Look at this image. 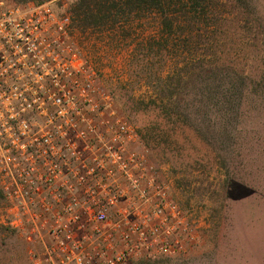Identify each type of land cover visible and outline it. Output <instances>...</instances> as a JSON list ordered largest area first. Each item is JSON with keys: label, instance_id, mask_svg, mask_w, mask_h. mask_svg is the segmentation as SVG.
I'll return each mask as SVG.
<instances>
[{"label": "built area", "instance_id": "1", "mask_svg": "<svg viewBox=\"0 0 264 264\" xmlns=\"http://www.w3.org/2000/svg\"><path fill=\"white\" fill-rule=\"evenodd\" d=\"M72 24L48 4L0 0L2 222L32 244V264L184 254L198 222L159 178L138 127L94 100L76 54L56 51L54 32Z\"/></svg>", "mask_w": 264, "mask_h": 264}, {"label": "rangeland", "instance_id": "2", "mask_svg": "<svg viewBox=\"0 0 264 264\" xmlns=\"http://www.w3.org/2000/svg\"><path fill=\"white\" fill-rule=\"evenodd\" d=\"M76 1L41 5H50L60 22L72 16ZM259 1L246 0V13L227 8L212 36L190 43L153 41L163 34L147 17L107 32H83L75 23L67 33L54 32L56 51L76 54L85 65L82 81L95 89L94 100L111 102L117 116L138 127L159 178L199 225L198 242L188 252L124 264H264L262 135L256 119L246 116V102L255 91L264 92V32L255 21L264 17ZM241 93L248 99L239 101ZM4 203L0 193V264H32V244L2 222Z\"/></svg>", "mask_w": 264, "mask_h": 264}, {"label": "trees", "instance_id": "3", "mask_svg": "<svg viewBox=\"0 0 264 264\" xmlns=\"http://www.w3.org/2000/svg\"><path fill=\"white\" fill-rule=\"evenodd\" d=\"M13 1L17 4L35 2V0ZM260 1L256 6L261 5ZM42 3L43 0L37 2V4ZM237 7L243 9L242 13H246L249 4L246 3V0H77L72 7L71 17L73 24L75 23V26L83 32L90 30L112 31L120 29L125 23L133 22V20L138 22L147 17L156 23L153 27L163 34L162 36H152L153 41L156 39L169 41L181 39L184 43L188 41L190 43L196 37L209 38L212 36L216 28L219 27L218 25L226 20L223 19L224 14L229 13L226 12V9L235 10ZM262 7L264 10V0L262 1ZM255 21L256 27L264 32V17L258 15ZM148 42V40H145L146 45ZM198 68H202V66H198ZM263 81L264 79H262ZM262 82L259 81V84H262L261 88L264 91V82ZM263 93L255 91V98L250 103L246 102L247 110L250 113L246 116L256 119L258 123L256 125L259 126V132L257 133L262 135V137H259L258 147L261 160H264ZM241 95L239 101L242 100V97L248 99L249 94L241 93ZM248 174L250 175V172ZM263 180L264 177L260 175L258 182L261 185ZM0 193L4 200L1 189Z\"/></svg>", "mask_w": 264, "mask_h": 264}]
</instances>
